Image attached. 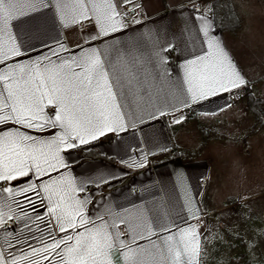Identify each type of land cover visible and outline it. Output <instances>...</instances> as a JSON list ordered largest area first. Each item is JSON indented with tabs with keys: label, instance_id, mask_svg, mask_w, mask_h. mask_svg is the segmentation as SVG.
Segmentation results:
<instances>
[{
	"label": "snow or ice",
	"instance_id": "snow-or-ice-1",
	"mask_svg": "<svg viewBox=\"0 0 264 264\" xmlns=\"http://www.w3.org/2000/svg\"><path fill=\"white\" fill-rule=\"evenodd\" d=\"M127 2L122 13L121 5L113 0H72L71 4L68 0H0V184L10 185L0 191V264H20L22 258L25 264H111L114 249H120L130 264H197L195 225L177 227L173 232L168 224L139 209L114 212L109 207L92 216L85 210L87 195H78L86 193L84 182L51 175L53 171L59 174L57 165L67 167L60 155L62 146L73 149L76 141L87 143L86 136L94 140L105 129L125 130V120L135 115L125 109L132 103L139 105L145 94L151 99L153 89L166 90L167 60L161 59L162 72L155 84L137 68L138 58L122 61L119 69L111 64L106 67L95 48L77 53L62 43L53 47L41 41L31 46L37 53L33 59L17 42L15 22L43 7L58 12L65 24L69 18L72 23L94 19L100 33L107 35L124 27ZM194 11L199 13V9ZM194 19L201 22L205 48L181 65L187 85L183 107L246 84L212 34L211 19L203 15ZM95 38L88 36V40ZM22 56L29 57L27 62L19 59ZM151 115L156 118L154 112ZM52 129L57 131L49 139L32 134ZM189 208L192 211L191 200ZM195 215L192 211L193 218ZM165 232L169 234L159 235ZM176 233H180L182 246L172 243ZM18 245L22 257L15 253ZM23 245L30 251L24 252Z\"/></svg>",
	"mask_w": 264,
	"mask_h": 264
},
{
	"label": "crops",
	"instance_id": "crops-1",
	"mask_svg": "<svg viewBox=\"0 0 264 264\" xmlns=\"http://www.w3.org/2000/svg\"><path fill=\"white\" fill-rule=\"evenodd\" d=\"M68 2L71 4L72 0ZM113 2L121 5L119 10L123 13L125 0ZM212 2L205 5L196 0H128L126 7L132 12V19L123 15L124 27L116 32L109 31L107 35L100 33L94 19L91 23L84 20L72 23L69 18L65 24L58 12L43 7L15 22L14 28L17 42L33 59L37 53L31 51V46L39 45L41 41L53 47L62 43L77 53L80 49L95 48L106 67L111 64L119 69L122 61L138 58L137 68L155 84L159 83L158 74L162 72L160 61L162 58L167 60L164 65L169 73L166 90L153 89L151 99L145 94L139 105L132 103L125 109L135 113L125 120V130L113 132L105 129V134H97L94 140L86 136L87 143L76 141L77 146L73 149L65 150L62 146L60 155L67 167L57 165L59 174L53 171L51 175L53 179H60L62 174L75 178L78 183L84 182L86 193L78 195H87L89 204L85 210L92 216L97 210L103 212L109 207L114 212L139 209L149 218L168 224L173 232L177 227L195 225L199 241L197 264L201 261L204 221L211 213L226 206L220 202L221 190L227 185L232 191L239 190L242 185L235 181L242 175L250 178L246 172L252 170L249 164L264 160V154L261 157L252 155L259 136L264 151V114L262 123L251 130L256 116L248 107L246 92L248 88L257 98L264 99V88L257 86L264 81V50L260 48H264V27L259 22L246 19L236 30L216 29ZM197 4H201L199 13L194 11ZM258 14L262 16L260 12ZM201 15L211 19L212 34L220 40L246 84L234 89L242 91L240 96L231 97L232 90L183 107L187 85L181 65L202 54L205 48V37L199 31L201 22L194 19ZM89 35L96 38L88 40ZM28 58L22 56L19 59L27 62ZM153 112L156 118H152ZM55 131L32 134L49 139ZM166 150L172 153L169 157L152 161L154 155ZM225 162L232 166L226 168ZM44 179L50 183L47 176ZM8 186L0 184V191ZM189 200L192 211L196 212L195 218L190 211ZM24 233L27 236L28 230L24 229ZM186 238H190V234ZM153 239L162 247L160 240ZM172 243L182 246L180 233H176ZM22 247L24 252L30 251L27 245ZM20 248L18 245L15 253L22 257ZM4 249L7 250V245ZM109 260L111 264H130V259L120 249H114ZM20 264H25L23 258ZM43 264H48V261H43Z\"/></svg>",
	"mask_w": 264,
	"mask_h": 264
},
{
	"label": "rangeland",
	"instance_id": "rangeland-1",
	"mask_svg": "<svg viewBox=\"0 0 264 264\" xmlns=\"http://www.w3.org/2000/svg\"><path fill=\"white\" fill-rule=\"evenodd\" d=\"M196 1L206 5L211 0ZM228 1L233 2L242 21L250 19L264 27V0H222V4L226 5ZM260 48L264 50L263 46ZM257 86L264 88V81ZM258 139L257 146L252 145V155L261 157L264 154L263 143L260 136ZM229 165L232 166L224 163L226 168ZM249 165L252 170L246 172L250 178L242 175L241 179L235 181L242 185L239 190L232 191L228 185L223 187L220 202L226 206L211 213L207 221L203 220L205 226L200 264H264V160ZM241 167L243 170V165ZM247 187L249 189H245Z\"/></svg>",
	"mask_w": 264,
	"mask_h": 264
},
{
	"label": "trees",
	"instance_id": "trees-1",
	"mask_svg": "<svg viewBox=\"0 0 264 264\" xmlns=\"http://www.w3.org/2000/svg\"><path fill=\"white\" fill-rule=\"evenodd\" d=\"M211 12L214 15L216 29L221 30H236L242 23L241 15L235 8L233 2L228 1L226 5L222 4V0H213ZM247 92V103L248 107L254 112L256 121L252 126L251 130H255L263 121L264 114V99L257 98L253 95L248 88ZM111 136H105L109 138ZM96 153V152H95ZM170 150L159 152L154 155L152 161L167 158L171 155ZM188 154H194V152H188ZM99 155L98 153L96 154Z\"/></svg>",
	"mask_w": 264,
	"mask_h": 264
},
{
	"label": "built area",
	"instance_id": "built-area-1",
	"mask_svg": "<svg viewBox=\"0 0 264 264\" xmlns=\"http://www.w3.org/2000/svg\"><path fill=\"white\" fill-rule=\"evenodd\" d=\"M195 7L200 10L201 9V4H197ZM126 17L128 19H132V12L131 11H128L127 14H126ZM241 93H242L241 90H234L230 95H231V97H233V96H240Z\"/></svg>",
	"mask_w": 264,
	"mask_h": 264
}]
</instances>
